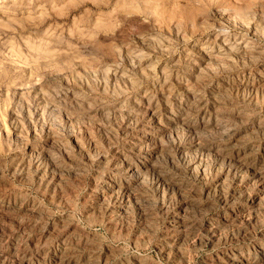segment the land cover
<instances>
[{
    "label": "rangeland",
    "instance_id": "obj_1",
    "mask_svg": "<svg viewBox=\"0 0 264 264\" xmlns=\"http://www.w3.org/2000/svg\"><path fill=\"white\" fill-rule=\"evenodd\" d=\"M0 264H264V0H0Z\"/></svg>",
    "mask_w": 264,
    "mask_h": 264
},
{
    "label": "bare ground",
    "instance_id": "obj_2",
    "mask_svg": "<svg viewBox=\"0 0 264 264\" xmlns=\"http://www.w3.org/2000/svg\"><path fill=\"white\" fill-rule=\"evenodd\" d=\"M223 30V29H222ZM220 33V32H219ZM248 39V38H247ZM262 48V47H261Z\"/></svg>",
    "mask_w": 264,
    "mask_h": 264
}]
</instances>
